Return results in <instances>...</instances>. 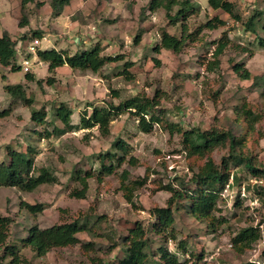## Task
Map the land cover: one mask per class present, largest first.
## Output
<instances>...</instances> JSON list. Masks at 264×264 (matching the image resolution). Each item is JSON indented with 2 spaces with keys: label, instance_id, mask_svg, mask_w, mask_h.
Segmentation results:
<instances>
[{
  "label": "rangeland",
  "instance_id": "rangeland-1",
  "mask_svg": "<svg viewBox=\"0 0 264 264\" xmlns=\"http://www.w3.org/2000/svg\"><path fill=\"white\" fill-rule=\"evenodd\" d=\"M19 1L0 0V36L4 31L12 38L23 31L31 36L32 31L40 30L42 37L53 47L73 51L80 46L88 49L93 43L100 42L104 53L123 56L121 60L105 65L100 74L68 66L58 67L50 73L46 63L34 64L31 72L36 78H43L41 85L26 81V71L21 68L10 71L0 66V110H11L8 116L0 118V158L7 144L22 148L30 144L38 150L36 167L46 166L57 177L55 183L40 185L30 192L16 187L0 189V213L12 218L9 242L19 244L20 238L35 225L43 228L87 213L91 218L89 229L78 233L80 243L77 245L51 249L42 257L36 256L29 248H21L29 264H92L94 258V261L102 259L105 264H118L123 237L133 223L136 220L147 223L151 219L149 208L165 204L169 192L159 189L158 185L169 181L176 185L173 177L187 180L194 167L186 161L178 135L170 136L160 126H154L151 132L145 133L137 127L136 116L128 111H123L111 122L107 133H100L96 126L65 132L53 115V106L58 102H64L73 110L71 119L77 123L79 112L89 102L100 105L104 101L118 103L133 95L152 97L157 92L168 118L184 127L197 125L207 128L215 124L231 126L240 133L245 122L237 120L234 108L245 100L256 112L263 113L254 131L250 132L247 148L258 160H264V97L260 95L261 88L252 86L251 80L240 79L230 66L232 61L244 62L252 74L264 76V48L256 46L253 35L244 32L241 23L226 16L224 27L204 30L197 40H186L180 52L162 49L156 53L153 46L160 40L161 29L179 35L181 21L170 20L161 9L151 12L146 8L147 0H72L69 8L59 16L51 14L49 0H33L25 9L29 24L24 28L18 26ZM190 1L198 4L199 10L187 17L184 36L214 15L208 8V0ZM237 5L242 19L256 11H261L264 19V0H242ZM175 10L173 7L170 13ZM222 31H227L232 43L220 56V67L207 72L199 59L202 56L206 60L211 58L213 47L206 43L218 38ZM139 32L140 42L135 44L133 37ZM258 33L262 34L260 30ZM20 45L22 49L23 43ZM42 45L45 46L46 42ZM242 46L252 49V52L242 50ZM23 56L29 55L27 51L20 50L16 59L18 66ZM30 56L38 58L37 55ZM125 61L132 63L129 67L133 75L131 80L119 74ZM48 76L55 79L52 85L45 81ZM6 83H24L26 96L33 102L27 105L12 98L4 90ZM113 91H117L119 96L114 97ZM40 107L48 110L47 120L50 122L44 126L30 118L31 111ZM45 128H53L51 137H45ZM118 136L132 145V154L138 158L136 166L125 162L117 169L118 173L126 168L130 179L147 175L145 185L134 192V204L124 198L119 188L118 173L105 176L102 182L95 177L90 178L86 196L71 197V189L80 187L70 178L71 172L81 169L97 174V154L108 150L112 140ZM224 152H215V158ZM238 172L241 179L234 183L231 198L228 202H221V213L228 220L220 227L211 229L206 222L183 210L174 214L176 238L167 246L174 250L175 241H187V254L180 251V260L189 257V249H196L204 252V258L200 261L192 259L188 264H243L246 261L264 264L263 242H257L242 254L229 245L234 232L248 224L257 225L264 218V207L258 202L250 205L243 200L239 205H233L237 190L242 185L250 186L253 179L241 170ZM21 201L43 202L45 208L34 215L21 207ZM259 225L263 235L264 222ZM81 243H91L92 248L87 250ZM156 246L157 241L154 240L152 248Z\"/></svg>",
  "mask_w": 264,
  "mask_h": 264
},
{
  "label": "trees",
  "instance_id": "trees-1",
  "mask_svg": "<svg viewBox=\"0 0 264 264\" xmlns=\"http://www.w3.org/2000/svg\"><path fill=\"white\" fill-rule=\"evenodd\" d=\"M33 0H20L18 4V26L24 28L29 24L25 9L27 4ZM72 0H49V8L53 16H59L71 5ZM39 4V3H38ZM173 7L176 10L173 14ZM146 8L151 12L161 9L170 20L181 21L179 35L167 29H161L160 40L153 46V50L159 53L162 49L171 50L174 53L181 51L186 44V40L194 41L202 36L204 30H215L226 25V20L220 14L226 15L234 22L241 23L244 32L253 35L256 46L264 48V19L261 11H256L247 18L242 19L237 2L234 0H208V8L217 11L213 16L200 24L194 31H187L185 21L188 16L198 12L199 5L190 0H147ZM258 30L262 34L258 33ZM28 36L27 31H23L16 38L4 31L0 36V66L9 67L10 71L20 69L16 64L18 52L26 51L28 42L34 37H41L42 31H32ZM141 33L133 37V42H140ZM201 39V38H200ZM23 46L20 49V44ZM232 43V39L227 31H222L218 38L212 39L206 44L213 47L211 58L200 57L199 62L205 66L207 72H214L220 67V56ZM19 44V45H18ZM240 44V43H238ZM18 46V47H17ZM244 51L252 52V49L241 47ZM19 50V51H18ZM28 54V53H27ZM38 58L47 64L48 71L54 73L58 67L68 66L71 69L81 71H91L100 74L105 65L116 62L123 58L122 55H110L103 52L100 42H95L88 49L82 48L70 51L65 48L51 47L39 49ZM29 55V54H28ZM158 64V59H154ZM130 61H125L123 70L119 73L127 80H131L133 75L129 71ZM231 70L242 80H251L252 86L261 88L260 95L264 97V76L252 74L244 62L232 61ZM5 78V75H2ZM26 81H34L41 85L43 78H36L31 71L25 73ZM52 85L55 81L53 76H48L45 80ZM24 83H6L4 90L12 98L21 100L27 105L33 102L31 97L26 96ZM114 97L119 96L117 91H113ZM237 120L245 122L240 133H236L231 126L222 127L211 125L201 128L197 125L183 126L182 123L172 121L168 118L167 110L160 105L157 92L152 96L133 95L121 99L118 103L104 101L103 104L89 102L86 107L79 112V120L73 123L71 115L73 110L64 102H58L53 106L54 117L62 124L65 132L97 127L100 133H107L110 130L111 122L123 111L136 116L137 127L145 132L152 131L154 126H160L170 136L178 135L181 151L189 164H193L191 175L184 178L173 177L175 183L169 181L160 183L159 189L169 192L164 205H156L149 208L151 219L147 223L136 220L128 233L123 237L122 256L118 259V264H188L190 260L200 261L204 258L203 251L189 249L188 258L180 260L179 252L187 254V241L180 239L175 241V249L170 250L168 242L175 237V217L174 214L180 210L187 212L197 220L206 222L207 227L216 229L227 222V217L221 213V202L224 198L221 192L228 184L232 176V185L239 183L241 177L238 170L247 173L248 178L257 179L260 183H251L246 186L249 197H255L260 206L264 207V160H258L256 155L247 147L250 132L254 131L255 124L262 118L260 112H256L247 101H242L235 108ZM10 109L0 110V118L10 114ZM48 110L44 107L33 109L30 113L31 120L38 125L47 124ZM45 137L53 135L51 130L44 129ZM225 150L217 159L215 152ZM38 150L28 144L26 148L16 147L7 144L4 147L2 158H0V189L2 187H16L22 191L30 192L43 184H53L57 181L56 175L46 166L36 167L35 158ZM99 171L94 174L87 170H73L70 178L77 181L80 187H74L69 192L71 197L84 198L86 196L89 183L88 180L95 177L98 182L108 175L118 173V168L127 163L136 166L138 158L132 154V145L121 137L112 140L110 148L97 154ZM236 166V168H234ZM241 168H240V167ZM237 171V172H236ZM119 175L120 190L128 203L134 204V192L143 187L146 183L147 175L130 179V172L124 168ZM244 199L236 193L233 205H239ZM22 208L36 215L45 208V203H29L21 201ZM90 215L74 217L70 220L53 223L46 227L32 226L27 234L20 238L19 244L11 243L8 240L9 228L12 218L9 215L0 213V264H29L25 256L21 253V248H29L36 256L42 257L51 249L74 246L80 243L78 233L89 229ZM264 222L261 218L259 224ZM259 224H248L234 232L230 238V243L238 254L245 253L261 240L262 233ZM157 241L155 249L152 248L153 241ZM87 250L92 248L91 243H81ZM264 254V249H263ZM95 259V258H94ZM92 264H105L102 259H97ZM196 264V263H192ZM243 264H256L246 261Z\"/></svg>",
  "mask_w": 264,
  "mask_h": 264
},
{
  "label": "built area",
  "instance_id": "built-area-1",
  "mask_svg": "<svg viewBox=\"0 0 264 264\" xmlns=\"http://www.w3.org/2000/svg\"><path fill=\"white\" fill-rule=\"evenodd\" d=\"M43 42H46L45 46L42 45ZM51 47H53V46H51L50 43H48V40L45 37L41 36V37L32 38L28 42L27 47H26V51L29 54V56H23V58L21 59L20 68L23 69L24 71L28 72V71L32 70V67L34 64L38 65V64L44 63L38 58H35V57L32 58L30 55H37L36 53L39 49H48ZM7 68L9 69V67H7ZM251 182L252 183H260L261 181H258L257 179H251ZM231 185H232V176L230 177L228 184H226V186L224 187V189L221 192V196L227 202H228V198H231V196H232L231 195L232 194ZM237 193H239V196L242 199L248 201L250 205L257 202L255 197H252V198L249 197L250 193H248V191L246 190L245 185H242V187H240L237 190ZM260 226L261 225H259V228H261ZM260 242L264 243V234L262 235ZM229 245L231 246V243Z\"/></svg>",
  "mask_w": 264,
  "mask_h": 264
},
{
  "label": "crops",
  "instance_id": "crops-1",
  "mask_svg": "<svg viewBox=\"0 0 264 264\" xmlns=\"http://www.w3.org/2000/svg\"><path fill=\"white\" fill-rule=\"evenodd\" d=\"M234 1H236V2H240V1H242V0H234ZM69 8V7H68ZM67 8V9H68ZM211 10V9H210ZM214 14L215 13H217V11H214V10H211ZM220 16L224 19L225 17H226V15H224V14H220ZM55 48H57V47H55Z\"/></svg>",
  "mask_w": 264,
  "mask_h": 264
}]
</instances>
